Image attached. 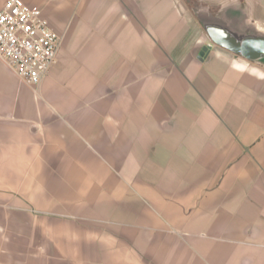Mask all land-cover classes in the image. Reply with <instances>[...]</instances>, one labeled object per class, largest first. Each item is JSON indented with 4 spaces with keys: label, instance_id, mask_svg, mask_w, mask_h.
I'll return each instance as SVG.
<instances>
[{
    "label": "crops",
    "instance_id": "0c3cea01",
    "mask_svg": "<svg viewBox=\"0 0 264 264\" xmlns=\"http://www.w3.org/2000/svg\"><path fill=\"white\" fill-rule=\"evenodd\" d=\"M22 1L61 45L37 86L0 58V264H264V59L189 0ZM196 1L264 36V0Z\"/></svg>",
    "mask_w": 264,
    "mask_h": 264
},
{
    "label": "built area",
    "instance_id": "2783aa9c",
    "mask_svg": "<svg viewBox=\"0 0 264 264\" xmlns=\"http://www.w3.org/2000/svg\"><path fill=\"white\" fill-rule=\"evenodd\" d=\"M61 45L41 10L22 0L0 9V58L27 85L37 86L55 63Z\"/></svg>",
    "mask_w": 264,
    "mask_h": 264
},
{
    "label": "water",
    "instance_id": "95a60500",
    "mask_svg": "<svg viewBox=\"0 0 264 264\" xmlns=\"http://www.w3.org/2000/svg\"><path fill=\"white\" fill-rule=\"evenodd\" d=\"M205 29L215 45L250 61L257 62L264 59L263 35L238 33L219 22L205 25ZM212 48L211 44L204 47L201 56H205Z\"/></svg>",
    "mask_w": 264,
    "mask_h": 264
},
{
    "label": "rangeland",
    "instance_id": "374dc122",
    "mask_svg": "<svg viewBox=\"0 0 264 264\" xmlns=\"http://www.w3.org/2000/svg\"><path fill=\"white\" fill-rule=\"evenodd\" d=\"M189 6L191 8V16L195 21L200 22V24L205 28V25L211 23H224L229 21L228 17L224 13H213L206 10V7L200 5L196 0H189ZM202 27V28H203Z\"/></svg>",
    "mask_w": 264,
    "mask_h": 264
}]
</instances>
